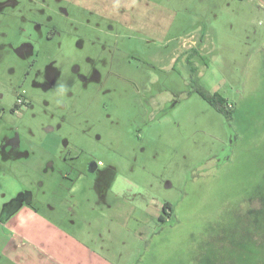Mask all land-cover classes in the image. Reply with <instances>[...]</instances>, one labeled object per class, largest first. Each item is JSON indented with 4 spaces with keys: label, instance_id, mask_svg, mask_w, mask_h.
Returning a JSON list of instances; mask_svg holds the SVG:
<instances>
[{
    "label": "rangeland",
    "instance_id": "374dc122",
    "mask_svg": "<svg viewBox=\"0 0 264 264\" xmlns=\"http://www.w3.org/2000/svg\"><path fill=\"white\" fill-rule=\"evenodd\" d=\"M132 1L141 6L134 13L139 30L112 22L121 36L97 33L118 49L114 57L102 55L113 58L107 67L114 76H103L102 83L90 76L86 83L76 66L85 73L96 62H87L72 36L57 33L44 37L34 53L42 71L54 60L62 71L45 97L37 96L43 124L34 123L32 133L25 128L32 111L11 115L7 108L18 87L0 100V186L12 195L0 218L32 201L73 236L84 227L119 235L121 264H264L263 1ZM39 8L31 13L38 21L60 18L56 8ZM98 17L92 21L107 26ZM11 25L10 32H17L18 23ZM146 28L161 37L143 33ZM77 30L95 32L81 23ZM10 32L7 42H32ZM184 50L194 55L187 70L181 62L175 70H160L165 64L159 56ZM5 63L26 68L14 55H6ZM97 67L106 68L100 62ZM198 86L233 102L232 117L216 110ZM8 135L18 141L13 156L5 155ZM100 161L118 171L121 189L130 186L125 179L134 181L132 201L121 203V224L105 217L109 208L88 199L98 178L90 167ZM166 202L175 210L161 223L155 210ZM6 233L0 227V264H11L3 251Z\"/></svg>",
    "mask_w": 264,
    "mask_h": 264
},
{
    "label": "crops",
    "instance_id": "0c3cea01",
    "mask_svg": "<svg viewBox=\"0 0 264 264\" xmlns=\"http://www.w3.org/2000/svg\"><path fill=\"white\" fill-rule=\"evenodd\" d=\"M59 4L70 6L71 10L76 7H84L94 12L96 11L95 13L98 16L108 20L111 19L118 28L124 27L137 31L139 30L138 27H140L134 13L137 11L140 12L141 6L132 0H63ZM160 8L163 9L162 7ZM55 10L56 13L60 14L57 9ZM17 18L12 14L9 15L8 18L2 17V19H0L1 24H3L0 26L3 31L0 33L1 38L4 36L6 37L7 31L10 32V29H12V25L11 28L7 27V25H10L9 23H18ZM143 31V33L149 36L152 35L150 32H147V28L146 31L144 29ZM157 31L158 30L154 33L155 36H151L152 38L161 37V34L158 35ZM44 32L43 30L42 34ZM10 34H15V30L10 32ZM42 34L41 38H43ZM72 37V41L76 42L77 38L75 36ZM94 43V41L86 40L84 49H81L78 45L77 48L85 53L87 57L89 54H95L93 52L94 50L102 48L100 42ZM193 48L198 52L196 49L197 47ZM61 49H63V47ZM56 62V60L51 61L48 65L49 76L47 77V89L49 91L62 74ZM78 66L79 65H77V67ZM80 67L81 66H79V68ZM1 92L8 93L9 88L0 83V93ZM12 140L13 137L8 135L4 143L5 155L13 156L14 154L11 148H15L16 145H14L15 141ZM16 153L17 152H15V154ZM95 165H92L90 169ZM99 167L106 169V166L101 163ZM74 168H76L77 171L81 170V168ZM112 168H114V166L110 165L109 169L111 170L112 176L111 178H107L105 189L103 191L92 190V193L88 195V197H90V195H92V197L88 199L93 200L100 209L109 208L106 212L104 211L105 217L109 215L113 222L121 224V203L123 200L132 201V197H130L129 193H135L132 185L134 181L125 179L126 183H129L130 186L127 185V187L121 189V181H119L120 174H118V171H116L117 173L113 172ZM5 174L8 175L6 172ZM117 183L119 185H117ZM11 198L12 195L4 191L0 186V209L3 207L4 203ZM162 212L163 210L160 211L156 209L155 217L159 219ZM3 218V216L0 218V227L7 231L3 251L11 264H121V250H119V244L121 243L120 236L104 233L99 227L97 231L84 227L81 229V233L73 236L64 230L61 225H57L56 222L50 219L45 213L41 214L38 208L33 205L32 201L27 204H21V208L16 214L10 212L5 215V219ZM15 221L17 222L14 223ZM92 226L96 228L95 224ZM61 234H63L66 239L62 238ZM116 247H118V249H116Z\"/></svg>",
    "mask_w": 264,
    "mask_h": 264
},
{
    "label": "flooded vegetation",
    "instance_id": "af4514ba",
    "mask_svg": "<svg viewBox=\"0 0 264 264\" xmlns=\"http://www.w3.org/2000/svg\"><path fill=\"white\" fill-rule=\"evenodd\" d=\"M23 1L27 2L28 6H25V3ZM62 1L0 0V19H2V17L8 18L9 15L12 14H14V16H16L17 18L18 13L20 11V13L22 14H19L17 18V32L32 39V42L26 40L25 42L21 43V41L16 40L15 38L14 40L7 42L5 41L6 37L4 36L0 40V68L2 69V72L0 74V83L8 87L9 92H12L16 87L21 89L20 91L16 92V102L14 106L7 109H10L11 115L14 114L19 117H25L30 111H32V122L25 127L28 131L32 133L35 131L34 127H36L34 123L43 124V117L35 111V103L38 99L37 96L45 97V92L48 90L47 77L49 76V63L44 67L45 69L42 71V66L40 65L39 59L37 57L38 55L34 54L36 52V45L40 44L44 37L48 39H53L55 37L54 35L57 33L59 36H61L60 38H63L64 36H75L77 38V45L81 47V49H84L86 40L94 41V44L100 42L102 48L96 50L95 54H89L87 56L88 62H91L92 64L96 62L97 64L96 66H93V70H91L90 72L86 71L85 73H82V71L79 70V66H76V69H78L80 76L84 78L86 83L88 82L90 76H93L96 82L99 81L100 83H102L103 76L112 77L115 74V72L107 66L109 65L108 62L113 59L111 57H114L112 54H115V51L118 49H115L114 44H106L102 41H99L101 35L97 34L102 33L104 35H110L112 37L121 36L120 32L115 31L116 28L112 23L113 21L111 19L108 20L99 16L100 18H102V20H105L107 26H104L103 22H100L99 20L93 22L92 15L96 14L94 11L84 7H76L71 10L70 6L60 5L59 3ZM39 5H41L43 8H56L61 14L60 18H57L55 20V17L52 16L49 17L48 21L46 22L36 20L31 16V13H36L37 6L39 8ZM20 7L22 8V11ZM15 9L18 12H15ZM38 10L43 11L40 8ZM84 16L86 17L85 20H83ZM79 23H81L82 26L87 27V29H93L96 33L93 32L89 35H86V32L83 34L81 31L77 30ZM9 24L10 25H7V27L11 28V23ZM1 25L3 24H1L0 22V26ZM32 26L33 29L30 30ZM43 27H49V30L47 32L51 31L52 33L47 34L44 30L45 32L42 34ZM17 32H15V35L17 34ZM41 34L43 35V38H41ZM108 51L109 55L111 56L110 58H108L106 55L102 56L104 52L106 53ZM197 53L198 52H196L195 55H197ZM6 55H14L22 63H26V68L21 69L20 71L15 66H11L8 63H5ZM193 57V54H190L189 51L184 50L181 53H178L176 56H174L173 52L166 53L163 56H159V61L157 62L165 64L160 67V70L162 69L161 71H163V67L167 66H170L172 70H175L176 65H178L179 62H181L182 67L187 70L190 66ZM99 62L100 64H102V66L106 67L104 71L97 67ZM3 65L4 68L1 67ZM5 94L6 93L3 92L0 93V100L5 97ZM53 116L54 115L48 114L49 118H52ZM106 118L113 120L112 112L108 111L106 113ZM14 130L17 131L16 133L18 134L20 128L18 126H14ZM14 144H16V142ZM78 158L79 157H77L76 159ZM100 163L102 164L101 161L98 164L93 163L92 165H96L91 168V171L95 172L96 176L98 177L96 179L95 188L98 191H103L106 187V180L108 178V174L111 173V170L109 169V166L106 167V169L100 168Z\"/></svg>",
    "mask_w": 264,
    "mask_h": 264
},
{
    "label": "trees",
    "instance_id": "16d2710c",
    "mask_svg": "<svg viewBox=\"0 0 264 264\" xmlns=\"http://www.w3.org/2000/svg\"><path fill=\"white\" fill-rule=\"evenodd\" d=\"M194 52L195 49H193ZM198 93L202 95L216 110L227 115V117H232L233 111L235 109V104L231 102L228 98L224 97L219 92H210L203 86L196 87ZM6 206V204H5ZM162 215L159 217V221L161 223H165L167 221L166 217H171L174 214V205L171 202H166L163 206ZM5 219V216H3Z\"/></svg>",
    "mask_w": 264,
    "mask_h": 264
},
{
    "label": "water",
    "instance_id": "95a60500",
    "mask_svg": "<svg viewBox=\"0 0 264 264\" xmlns=\"http://www.w3.org/2000/svg\"><path fill=\"white\" fill-rule=\"evenodd\" d=\"M263 1V3H264V0H262Z\"/></svg>",
    "mask_w": 264,
    "mask_h": 264
}]
</instances>
